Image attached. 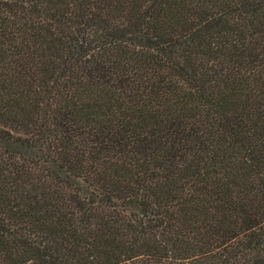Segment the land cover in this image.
<instances>
[{
    "label": "trees",
    "instance_id": "trees-1",
    "mask_svg": "<svg viewBox=\"0 0 264 264\" xmlns=\"http://www.w3.org/2000/svg\"><path fill=\"white\" fill-rule=\"evenodd\" d=\"M0 264H264V0H0Z\"/></svg>",
    "mask_w": 264,
    "mask_h": 264
}]
</instances>
